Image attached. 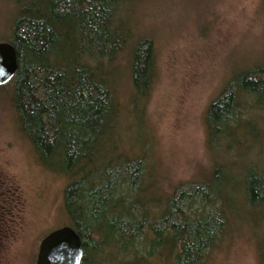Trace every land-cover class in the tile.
<instances>
[{
  "label": "trees",
  "instance_id": "obj_1",
  "mask_svg": "<svg viewBox=\"0 0 264 264\" xmlns=\"http://www.w3.org/2000/svg\"><path fill=\"white\" fill-rule=\"evenodd\" d=\"M10 1L5 38L17 69L0 89L38 163L67 179L62 208L81 238V264H205L246 209H264V60L234 70L207 107L209 174L192 191L164 195L145 151L123 149L128 128L143 136L157 73L153 38L131 17L133 0ZM123 75L128 108L115 88ZM258 145L263 159L241 185L238 159ZM260 213L252 233L264 264Z\"/></svg>",
  "mask_w": 264,
  "mask_h": 264
},
{
  "label": "rangeland",
  "instance_id": "obj_2",
  "mask_svg": "<svg viewBox=\"0 0 264 264\" xmlns=\"http://www.w3.org/2000/svg\"><path fill=\"white\" fill-rule=\"evenodd\" d=\"M10 4L0 0V41H6ZM131 9L137 30L153 38L157 73L142 113L143 136L128 128L123 149L145 151L159 192L192 191L212 166L204 119L209 103L234 70L264 60V0H133ZM115 88L126 105L127 77ZM260 116L263 129L264 113ZM258 151L259 145L238 159L239 184L251 163L263 159ZM66 181L38 163L0 89V264H35L40 239L68 225L62 208ZM262 211L246 209L244 218L219 236L205 264H261L252 232L263 224Z\"/></svg>",
  "mask_w": 264,
  "mask_h": 264
},
{
  "label": "water",
  "instance_id": "obj_3",
  "mask_svg": "<svg viewBox=\"0 0 264 264\" xmlns=\"http://www.w3.org/2000/svg\"><path fill=\"white\" fill-rule=\"evenodd\" d=\"M17 69V55L13 44L0 41V85L8 82ZM82 242L70 225L47 232L39 241L35 264H81Z\"/></svg>",
  "mask_w": 264,
  "mask_h": 264
}]
</instances>
